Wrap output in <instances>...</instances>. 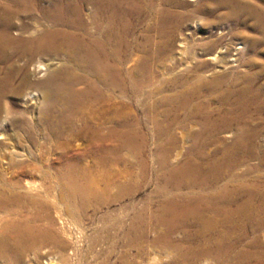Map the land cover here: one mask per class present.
<instances>
[{
    "label": "bare ground",
    "instance_id": "bare-ground-1",
    "mask_svg": "<svg viewBox=\"0 0 264 264\" xmlns=\"http://www.w3.org/2000/svg\"><path fill=\"white\" fill-rule=\"evenodd\" d=\"M42 1L47 2V5H41ZM166 1L168 3L172 0ZM259 1L264 3V0ZM153 3L154 0H0V217L7 216L1 224L0 253L6 252L10 242L11 254L30 249L37 237L43 235L44 231H40V228L35 229L31 225L32 211L40 208L50 218L51 209L56 208L46 201L52 194V190L44 186V181H52L59 187L57 194L60 200L80 198L85 201L105 196L103 192L95 188L94 184L100 183V178H95V175L91 173L93 171H89L90 167H101L112 174L108 172L112 165H122L124 168L132 166L131 158L134 156L138 158L141 174H145L147 163L143 154L146 137L140 131L139 121L134 116L131 120L120 116L121 109L128 104L119 102V106L115 109L114 107L104 108V106L113 100L111 94L113 89H119L122 94L137 93L142 88V82L136 80L133 73L138 71L149 73L148 63H146L149 61L148 57L157 60L156 56L144 55V61L141 60L135 70L124 74L120 66L130 49V44L123 39L129 24L122 27L123 30L115 32V24L122 19L126 20V15L129 16L130 12L140 13L143 7H152ZM85 4L93 6L92 14L87 17L83 14ZM207 4H212L214 7L207 8ZM221 8L228 9L227 15L223 18L225 20L235 24L241 23L243 18L253 21V27L260 32L261 37L247 39L250 43L249 50L253 51L258 44L264 43V8L257 2L204 0L197 10H206V14L210 15L214 10ZM36 13H39V17L47 24L37 25L33 29L28 26L17 27L18 30L12 32L15 29L17 17L19 18L21 14L37 15ZM171 15L169 10H164L161 19ZM103 19L106 20L105 29L100 27ZM93 25H97L100 31L98 35L92 32ZM161 31L164 36L163 29ZM113 36L115 38L118 36L117 44H114ZM171 43L172 41L168 39L166 45L159 46L157 55L170 51L173 48ZM226 48L228 53L231 50L230 46L227 45ZM241 48L242 46L237 48V53ZM206 49L207 47L201 50ZM62 54L75 61L76 66L64 64V67L60 69L49 71L45 79L34 80L37 72L42 73L47 70V64L39 62L37 56L58 57ZM180 55L182 56V53ZM15 57L18 58L15 59ZM216 57L217 60H222V56ZM230 59V63L238 60L233 56ZM222 62L223 71H215V75L208 78L200 72L207 66V62L200 60L190 69L187 68L185 75L174 77L171 83L176 88L173 87L169 94L164 95L160 103L154 102L153 109L161 108V111L167 115L172 111L175 117H178V112L183 113L180 111H185L191 103H194V108H190L185 117L187 121L193 122L191 120L202 112V107L194 102L195 97L203 91L208 93L214 91V87L219 83L235 87L228 91V95L237 100V117L228 112L227 115L214 120L211 114L206 112L200 127L196 126L195 131L193 128L192 131L189 129L184 133V137L190 135L194 139H200L205 136L206 144H208L219 137L218 131L221 130L219 127L224 126L223 129L228 130L230 123L234 120L250 123L252 105L256 104L258 111L264 112V106H259L256 99L257 95L263 96L264 93V89H255L258 76L249 72L240 73L237 70L230 75L228 70L231 65L227 61L225 64L224 60ZM249 64H253V60ZM32 88L43 92L40 101L42 104L39 111L40 118L36 122H31L28 118L17 114V105L7 100L9 97L16 99L24 97V99L32 100L35 93L27 92ZM146 112H150V109H146ZM110 114L119 119L113 121ZM151 114L149 119L154 124V131L161 136H167L171 144H176L177 134L168 125L160 124L156 116ZM90 116L92 120H89ZM5 122L12 129L18 128L13 132V136H8L7 139H3ZM257 131L244 125L238 129L237 139H248ZM38 135L43 136L40 138L41 142L37 141ZM73 139L87 141L98 139L106 143L111 141L113 145L99 146V153L89 168L83 167L81 161L68 162L66 172L58 168L57 173L52 175L48 170L50 162L46 158L49 154L42 150L48 148L47 145L49 150L58 149L62 145L71 144ZM16 141L18 144H21V141L24 142L21 151L15 149ZM38 143L41 146H38ZM35 145L38 146L39 154L30 148ZM237 145L242 147V144L237 143ZM156 149L155 161L165 174L164 184L172 188V192L165 195L157 220L166 222L172 230L176 220L188 210L187 207L192 206L195 212L199 210L198 202L194 199H203L204 205H208L205 207L207 211L210 213L213 211V215L220 217L219 222L216 219L209 221L200 217L197 223L203 231H212L215 241H219L217 259H222L223 252H228L234 243L240 245L237 255L241 261L264 257V241L256 234L264 225V187L261 188L257 184L251 191L249 188L253 185L245 186V188L249 187L245 189L248 197L234 211L230 210L231 202L227 201L226 190H218L213 193L218 201L217 207L212 208L209 199H213L212 196L205 197L204 193L193 194L192 190L196 187L205 189L210 181L217 182L222 174L219 166H213L215 169L207 166L199 168L192 161L171 166L169 149L163 148L160 144ZM124 150L127 152L122 153ZM121 176L126 177L123 174ZM129 176H131L129 180L119 177L117 181H114L119 182L117 187L122 195H125L131 186L132 171ZM110 178L102 180L106 186L111 185ZM198 178L201 179L200 182L197 181ZM35 179H40L42 182L34 186ZM184 188L191 191L188 194L181 192ZM256 197L260 198L259 209L252 208ZM21 209H25V215H20ZM250 233L255 236L249 237Z\"/></svg>",
    "mask_w": 264,
    "mask_h": 264
},
{
    "label": "rangeland",
    "instance_id": "rangeland-1",
    "mask_svg": "<svg viewBox=\"0 0 264 264\" xmlns=\"http://www.w3.org/2000/svg\"><path fill=\"white\" fill-rule=\"evenodd\" d=\"M243 1L257 2L260 7L264 8V3L259 0ZM203 3L204 0H172L168 3L166 0H154L152 7H143L140 13L130 12L129 16L126 15V20L122 19L115 24V32L123 30L122 27L129 24L123 39L130 44V49L120 66L124 74L135 70L140 61H144V55L157 57V60L148 57L149 61L146 63H148L149 73L141 71L133 73V77L142 82V88L137 93L122 94L119 89H113L111 90L113 100L104 106V108L114 107L113 109H115L119 106V102L128 104L127 107L123 106L120 116L130 120L134 116L139 121L140 131L146 137L143 154L147 163L145 174H141L138 158L136 159L134 156L131 158L132 166L124 168L122 165H112L108 170L112 174L107 173L101 167L89 168L99 153V146L104 144L111 146L113 145L111 141L106 143L104 140L103 142L98 139L90 141L73 139L71 144L62 145L54 150L53 148L49 150L47 145L48 148H44L42 151L49 154L46 155V158L50 162L48 170L52 175L57 173L56 169L58 168L66 172L68 162L78 163L81 161L83 167L93 171L91 173L95 175V178H100L99 185L95 183L94 186L105 196L85 201L80 198L60 200L57 194L59 187L52 181H44V186L52 190V194L47 197L46 201L56 208L51 209L50 218L40 208H35L32 211L31 225L35 229L40 228V231H44L43 235L37 237L30 249L13 254L9 252L12 248L10 242L6 252L0 253V264H264V257L248 261L239 260L237 250L240 245L238 243H234L228 252H223L222 259L216 258L219 241H215L212 231H203L197 223H199L200 217L209 221L216 219L218 222L220 217L213 215V211L211 213L207 211L205 207L208 205H204L203 199L193 198L198 202L199 210L195 212L192 206L187 207L188 210L176 220L172 230L169 229L166 222L157 220L166 193L172 192L171 187L165 186V174L155 161L156 148L159 144L163 148L169 149L171 166L181 165L186 161H192L199 168L207 166L215 169L213 166H219L222 174L217 182L210 181L205 189L196 187L192 190L193 194L204 193L205 197L212 196L213 199L209 198L212 208L217 207L216 202L218 201L213 193L218 190H226L227 201L231 202L230 210L234 211L248 197L245 189L249 187L245 188V186L253 185L252 188H249L251 191L257 184L261 188L264 187V112H259L256 104L251 106L250 123L234 120L230 123L228 130H224V126L219 127L221 129L218 131L219 137L214 138L215 140L208 144H206L205 136L200 139H194L190 135L183 136L189 129L192 131L193 128L195 131L197 127H200L206 112H209L214 120L220 119L228 112L237 117V100L228 95V91L235 87L219 83L214 87V91L209 93L203 91L195 97L194 102L202 107V112L194 120H191L193 122L187 121L185 117L190 108H194V103L188 106V110L180 111L183 113L178 112V117H175L172 111L167 115L161 111V108H152L154 102L159 101L158 103H160L162 97L174 89L175 86L171 83L173 79L185 75L186 69H190L200 60L207 62V66L200 71L203 76L210 78L215 75V71H223L222 61L224 60V64L227 61L231 65L228 70L230 75L234 74L236 70L240 73L255 74L258 76L255 89H264V43L258 44L251 51L249 50L250 43L247 40L248 38L259 39L261 37L260 32L253 27V21L243 18L241 23L235 24L225 20L223 18L227 15V8L214 10L212 14L208 15L206 10H197ZM41 5L46 6L47 2L42 1ZM208 7L214 6L207 4ZM164 10H169L172 15L161 19ZM92 12V5L85 4L83 6L85 17ZM36 14L32 16L21 14L19 18H16V26L12 32L22 26L33 29L37 25L47 24L39 17V13ZM105 21L103 19L100 23V27L104 29ZM161 29L164 31V36ZM91 30L95 35L100 32L97 25L91 26ZM117 38L118 36L116 38L113 36L114 44L118 43ZM168 39L172 41L173 48L168 52H163L160 56L157 55L159 46L166 45ZM225 45L230 46L231 50L228 53ZM240 46L242 48L237 53V48ZM205 47L207 49L202 51L201 49ZM217 55L220 58L222 56V60H217ZM232 56L237 57L238 60L230 63ZM17 58L15 57V59ZM37 60L47 64V70L42 73L37 72L34 76L35 81L45 79L49 71L60 69L64 67V64L76 66V62L64 54L58 57L37 56ZM251 60H253V64H249ZM36 90L35 88L27 90L29 93H35L32 100L24 99V97L20 99L9 97L7 99L8 102L17 105V114L28 118L31 122L38 121L42 106L40 101L43 92ZM256 99L259 106H264V93L263 96L257 95ZM148 108L152 114L146 112ZM149 114L156 116L155 118L160 124L171 127L178 136L176 144H171L167 136H161L154 131V124L149 119ZM110 115L113 121L119 119L113 114ZM90 119L92 120L91 116ZM244 125L258 131L248 139H237V131ZM3 126L5 127L3 139L13 136V132L18 130V128L12 129L7 122ZM42 137V135H38L37 141L41 142L40 138ZM237 143L242 144V147L239 145V148ZM23 144V141L21 144L16 141L15 149L21 151ZM35 146L30 148L39 154L37 148L41 146L40 143ZM124 152L127 151L124 150L122 153ZM127 157L129 159L130 155L128 154ZM46 158L44 159L47 160ZM131 171L133 172L131 186L126 194L122 195L117 187L119 182L114 181L122 177L121 174L126 175L122 178L129 180ZM105 178L111 179V185H105L102 181ZM34 181L36 183L34 186L42 182L40 179ZM197 181L200 182L201 179L198 178ZM190 191L187 188L181 190L187 194ZM259 203L260 198L256 197L253 200L252 208L259 209ZM25 214V209H21L20 215ZM6 219V215L0 217V236L2 235L1 224ZM256 234L264 241V225ZM253 236L255 234H249V237Z\"/></svg>",
    "mask_w": 264,
    "mask_h": 264
}]
</instances>
